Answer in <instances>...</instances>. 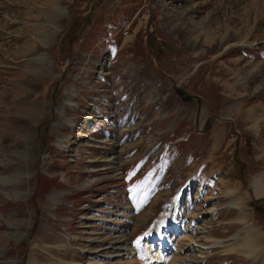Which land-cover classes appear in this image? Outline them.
I'll use <instances>...</instances> for the list:
<instances>
[{
    "label": "rangeland",
    "instance_id": "374dc122",
    "mask_svg": "<svg viewBox=\"0 0 264 264\" xmlns=\"http://www.w3.org/2000/svg\"><path fill=\"white\" fill-rule=\"evenodd\" d=\"M256 174L264 0H0V264H264Z\"/></svg>",
    "mask_w": 264,
    "mask_h": 264
},
{
    "label": "crops",
    "instance_id": "0c3cea01",
    "mask_svg": "<svg viewBox=\"0 0 264 264\" xmlns=\"http://www.w3.org/2000/svg\"><path fill=\"white\" fill-rule=\"evenodd\" d=\"M102 4V3H101ZM122 8V7H121ZM131 16H132V14H131ZM131 16H130V18L129 19H131ZM212 139V138H211ZM216 139H218V137H216ZM253 162L254 163H256V161H255V159L253 158ZM253 163V164H254ZM249 165H250V162L249 161H247V167H249ZM263 181V182H262ZM262 182V183H261ZM248 187H251V189H255V197L257 198V192L259 191V188H257V187H263L264 188V174L263 175H254V178H252V176H250V180H248ZM247 187V188H248ZM264 198V193L262 194V196L260 197V198ZM229 209H234V208H230V207H228ZM218 210V209H217ZM236 210V209H235ZM237 211V210H236ZM245 211V210H244ZM238 212V211H237ZM238 214H241V213H239L238 212ZM242 214H244V212L242 213ZM251 216V215H250ZM248 217V216H247ZM252 217V219L250 218V217H248L249 219V224H250V226H252L253 227V229H255V230H257L258 232H259V234H260V236L259 237H256V238H253L254 239V241L255 242H261L260 241V237H261V232L257 229V228H255L253 225H254V223H256L258 220H257V217L255 216V215H252L251 216ZM240 219H242V218H240ZM245 226L246 225H244V228H243V236L242 237H245V235H246V230H245ZM250 226H248L249 227V229H248V231L249 230H251L250 229ZM253 231V230H252ZM255 236V235H254ZM217 239H220L219 237L217 238ZM222 240V239H221ZM226 240L227 239H225L224 238V242H226Z\"/></svg>",
    "mask_w": 264,
    "mask_h": 264
},
{
    "label": "bare ground",
    "instance_id": "6f19581e",
    "mask_svg": "<svg viewBox=\"0 0 264 264\" xmlns=\"http://www.w3.org/2000/svg\"><path fill=\"white\" fill-rule=\"evenodd\" d=\"M257 188H259V191L257 192V196H261L263 193H264V188L262 187H257ZM230 194H232L234 197H236V196H239L238 194V191L236 190V189H231L230 191ZM243 203V199L240 197L239 199H238V202H237V207H239V206H241V204ZM233 208V207H232ZM235 209V208H234ZM237 210V209H236ZM211 211H215V210H211ZM246 220H248V219H246ZM166 225H168L167 223H166V221H163V222H161L156 228H155V233L156 234H158L159 235V237L161 236L160 235V230L162 229V228H164ZM248 226H250L249 225V221L247 222V230L249 229V227ZM250 228H253L252 226H250ZM167 231H168V229H166ZM159 237H157V238H159ZM160 239V238H159ZM162 239V238H161ZM152 240H154V239H152ZM160 243V242H159ZM161 243H163V242H161ZM162 245V244H161ZM163 245H164V243H163ZM253 246H254V242H250V241H246L245 242V244L243 245V247H246V248H248V249H250V248H253ZM196 249H199V250H203L202 249V246H199L198 245V247L196 248ZM205 250H208V249H205ZM202 253H204L203 251H202ZM153 258L151 257V256H149V259H146V262L147 261H150V263L149 264H151V260H152ZM154 260V259H153ZM158 260V261H157ZM161 259H156L155 261H157V262H161L160 261ZM163 263V262H162ZM33 264V263H32ZM186 264H192V263H186Z\"/></svg>",
    "mask_w": 264,
    "mask_h": 264
},
{
    "label": "water",
    "instance_id": "95a60500",
    "mask_svg": "<svg viewBox=\"0 0 264 264\" xmlns=\"http://www.w3.org/2000/svg\"><path fill=\"white\" fill-rule=\"evenodd\" d=\"M173 91L175 92L177 97L180 98L181 101L184 102V103H188V102H191L193 100H196V101L200 102L198 97L188 96L182 89L174 87Z\"/></svg>",
    "mask_w": 264,
    "mask_h": 264
},
{
    "label": "trees",
    "instance_id": "16d2710c",
    "mask_svg": "<svg viewBox=\"0 0 264 264\" xmlns=\"http://www.w3.org/2000/svg\"><path fill=\"white\" fill-rule=\"evenodd\" d=\"M247 158V157H246ZM238 163V164H237ZM236 163V167L238 168L239 166H246L247 165V161H244V162H237ZM240 168V167H239ZM242 171V170H240ZM243 172V171H242Z\"/></svg>",
    "mask_w": 264,
    "mask_h": 264
}]
</instances>
